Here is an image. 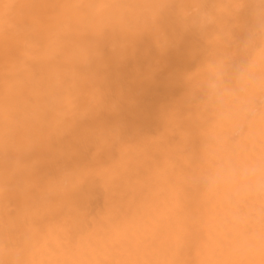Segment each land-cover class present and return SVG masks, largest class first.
<instances>
[{
	"label": "bare ground",
	"instance_id": "6f19581e",
	"mask_svg": "<svg viewBox=\"0 0 264 264\" xmlns=\"http://www.w3.org/2000/svg\"><path fill=\"white\" fill-rule=\"evenodd\" d=\"M257 8L0 0V264H264L260 206L240 227L248 203L204 179L264 153V123L233 134L204 87L223 52L257 60L264 36L244 47ZM97 34L102 58L86 64ZM49 44L55 60L32 58Z\"/></svg>",
	"mask_w": 264,
	"mask_h": 264
},
{
	"label": "clouds",
	"instance_id": "9594fccd",
	"mask_svg": "<svg viewBox=\"0 0 264 264\" xmlns=\"http://www.w3.org/2000/svg\"><path fill=\"white\" fill-rule=\"evenodd\" d=\"M5 7L7 8L8 5ZM157 7L163 6L157 5ZM244 8L243 2L235 6L233 15L237 21L243 15ZM254 15L258 18V22L249 25L250 35L244 47L251 44V36L257 32L264 36V9L257 8ZM100 21L99 13L95 12L88 19V23L93 26ZM198 23L201 28H206L214 23V18L209 13L201 12ZM102 40L103 36L97 34L91 45V51L85 58L86 64L102 58ZM58 54L59 48L55 44H49L43 47L37 45L31 56L47 64L55 60ZM204 87L209 106L215 110L221 120L227 123L233 134H242L243 121L258 120L264 123V48L260 50L254 62L234 56L227 51L223 52L210 65ZM70 130L71 125H68L65 131ZM204 179L211 188L229 186L237 204L248 203L247 211L237 207L233 214L238 226L245 227L254 221L252 212L256 205L260 206L257 214L264 216V153L239 163L225 159Z\"/></svg>",
	"mask_w": 264,
	"mask_h": 264
}]
</instances>
